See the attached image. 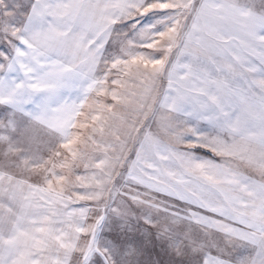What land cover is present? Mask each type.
Instances as JSON below:
<instances>
[{
	"label": "snow or ice",
	"instance_id": "snow-or-ice-1",
	"mask_svg": "<svg viewBox=\"0 0 264 264\" xmlns=\"http://www.w3.org/2000/svg\"><path fill=\"white\" fill-rule=\"evenodd\" d=\"M0 264H264V0H0Z\"/></svg>",
	"mask_w": 264,
	"mask_h": 264
}]
</instances>
